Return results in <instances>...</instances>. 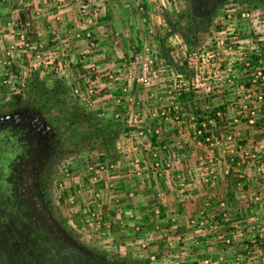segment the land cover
Masks as SVG:
<instances>
[{"label": "rangeland", "instance_id": "1", "mask_svg": "<svg viewBox=\"0 0 264 264\" xmlns=\"http://www.w3.org/2000/svg\"><path fill=\"white\" fill-rule=\"evenodd\" d=\"M135 1L139 5L138 9L127 8L130 10L129 14L133 15V20L137 16L140 19L135 23V30L129 31L133 41H129L128 45H133L125 43L126 48L124 46L122 52L116 48L115 53L111 52L114 53L113 56L102 57L101 64L120 61L123 55L121 59L133 60L135 63L132 67L137 66L139 70V63L146 58V45L156 55L158 38L164 36L169 29L166 17L172 16L175 21L184 12L183 0H170V4L163 8L159 0H155L159 7L151 10V19L143 21L139 7L146 2ZM47 10L48 14H57L56 8ZM242 12H248L249 17L243 18ZM227 14H231V17ZM19 17L18 14V26L15 29L20 27L19 22L23 20ZM62 20L64 21L61 23H55L58 37L46 34L51 39L46 40L44 37V44L48 61L54 62L59 57L66 65L65 71H59L62 74L56 73L55 63L29 61L34 65H31L32 71L23 85L19 84L13 90H8V87L0 89V115L10 114L8 112L11 107L16 106V98L20 103L33 102L31 96L34 93L29 86L33 78L38 83L40 80L47 82V86L53 78H60L66 84V102L70 108L75 106L89 112L97 110V105L91 109L79 104L71 93L72 87L77 82L82 83L83 77H87V72L84 63L77 62V54L64 55V48L73 45L75 41L67 33L68 20ZM78 21L85 24L83 20ZM126 27L124 24L119 28L125 30ZM168 44L174 63H184L188 72L177 76L174 66L164 68L155 56L154 71L144 87L146 91L152 88L154 90L157 82L160 90L155 91L160 104L155 105L162 107L159 110L167 109L168 106L172 108L169 105L171 99L182 107L178 114L180 120L187 123L186 134L183 136L167 122L157 118L152 130L157 128L158 135L148 132L145 137H137L138 126L143 125L137 124L141 120L135 121L134 114L128 113L126 118H132L128 126L122 123L123 129L131 132L126 138L124 134L120 137L118 142L124 146L125 152L116 158L95 136V127H90L85 121L70 122L61 99L55 101L47 100L46 95L37 96L34 102L38 106H45L40 110L42 117L48 125L54 127L61 144L67 150L48 179L46 196L52 213L64 227L71 230L78 242L120 259L134 260L140 255L142 261V258L149 257V264H205V259L209 260L208 264H264V245H259V240L264 236V171L258 170L264 162V85H261L264 79L255 78L254 75L258 69V63L254 60L257 54L264 65V3H228L204 25L203 31L198 33L197 47L190 52L186 51L179 33L172 35ZM256 48L258 52L254 51ZM96 50L101 49L97 46ZM29 56V51L17 52L10 70H5L1 61L0 78L9 72L14 74L22 71ZM249 58L253 64L246 66ZM252 78L257 81L253 82ZM165 89L170 90V93L161 92ZM97 90L103 93L105 88L98 87ZM151 92L148 93V98ZM178 92L181 94L178 95ZM258 95H262L261 100L257 98ZM161 97L169 99V102H160L164 100ZM222 99L225 103L223 109H220L224 115L214 121L210 117V110L221 105ZM196 105L207 110L202 123L204 130L199 135L194 133L196 119H190V116H196L193 111ZM106 113L107 116L102 118L111 119L109 111ZM243 115L251 116L253 123L249 124L252 127L245 128L244 122L240 120ZM82 135L92 147L87 146V141L77 143L81 142L79 137ZM207 137L209 141L206 140ZM160 144H166V150H169L167 154L175 162L173 169L165 174V179L155 177L149 169V150ZM260 144L263 145L262 148L259 147ZM133 148L138 149L139 155ZM252 153L257 155L253 157ZM137 157L143 160L138 165H144L139 177L133 175V170L138 166L135 163ZM118 159L129 163L126 170L115 165L113 169L108 168L99 173L97 181L90 179V164H96L100 160L114 162ZM64 165L70 168L73 180L66 179L63 175L61 170ZM111 173L119 176L110 178ZM174 175L181 176L184 186L179 187ZM110 183L112 184L109 185ZM170 184L177 185V190L171 188ZM98 189L99 198L95 196ZM113 193L116 194L115 199L110 197ZM103 195L109 199H103ZM150 195L151 199H143ZM184 198L189 203L184 204L182 214L181 208L176 204L182 205ZM95 203L100 204L99 211L102 215L111 212L110 217L104 218L110 224L107 231L105 226L96 230L92 219L82 213L83 207L93 208ZM169 204L173 210L179 209L173 219L164 213L170 207ZM155 208L161 211L159 217L153 213ZM201 212H204L207 224H200ZM125 213L128 215L123 218L122 214ZM119 216L122 224L117 218ZM192 219L195 220L194 223L191 222ZM137 227L140 228L139 231ZM144 240L148 242L145 248L141 246ZM168 241H172L173 245H168ZM152 255L155 256L153 260L150 258Z\"/></svg>", "mask_w": 264, "mask_h": 264}, {"label": "flooded vegetation", "instance_id": "2", "mask_svg": "<svg viewBox=\"0 0 264 264\" xmlns=\"http://www.w3.org/2000/svg\"><path fill=\"white\" fill-rule=\"evenodd\" d=\"M183 1V13L206 24L230 2L248 5L262 0ZM8 113L2 121L0 115V127L27 132L28 143L8 166V192L0 195V264H67L68 255L84 251V246L65 232L46 196V177L58 165L63 144L40 111L17 105Z\"/></svg>", "mask_w": 264, "mask_h": 264}, {"label": "crops", "instance_id": "3", "mask_svg": "<svg viewBox=\"0 0 264 264\" xmlns=\"http://www.w3.org/2000/svg\"><path fill=\"white\" fill-rule=\"evenodd\" d=\"M70 1L71 0H0V62L3 59L6 47L17 37V32H15L16 31L15 26H18L17 25L18 22L16 19V16H18V14L20 16L19 18L22 17L23 20H25L26 18H29L30 20L32 19V21L34 20L40 29V34L38 36L29 38V41L33 42L30 45L31 47L34 45V42L36 41H40L42 43L46 42L44 40V37L46 38V40L51 39V38H48L46 34L55 38L56 35L53 34L52 32V31L57 32L55 28V25H56L55 23L57 22L61 23L64 21L62 19H65V20L67 19L69 23V26L67 28H70L76 31H79L81 28L83 30L91 29L93 36L95 38V42H96L95 48H88L87 46L88 42L84 38L77 39V40L76 39L74 40L72 38L71 40H74L75 43L71 45V47H72V52L74 54H79L80 52H87L88 62L94 64L96 68V73L93 74L92 75L93 77L91 78L93 85H95L96 90L98 89V87L105 88V90L102 91L103 93H100V91L97 90L98 97L95 102L97 105L96 107L97 111H99L100 113L102 111L110 112L113 108L116 107V108H119L121 112L124 111V113H122L124 116H127L128 113H131V115L134 114L135 116V113L139 109L142 113V116L139 119L141 121H137L136 123L137 124L141 123L142 125H145L146 120H147L149 124H151V126L154 125L157 122V120L152 119V118H146V117L150 115L151 112L157 111L159 110V108H162L161 106L155 105L157 103L160 104L159 98L157 96L158 93L155 91V90L157 91L160 90L159 87L157 86V82H156V87L154 88V90H152L153 89L152 88L147 91L144 87L147 85L137 84L135 80H132L130 78V76L134 77L138 75L139 70H137V66L129 67L128 69L121 67L122 62L124 61V59H121L123 58L122 57L123 55H121L120 61L116 60V61H111V63L105 62L104 64L103 63L101 64L102 57H104L105 55H109L110 57L113 56L116 48L119 52H122L121 50L124 49V46L126 48V45H128V42L133 41L129 31L130 29H132L133 31L135 30L136 28L135 23L137 24L140 19H139V16H137V19L133 20L132 19L133 15L129 14L130 13L129 9L132 7L138 9L137 6L139 5H136L135 0H127V2L125 0H87L88 2H90V4H92L93 12H92L91 18L89 20L84 21L85 24H83L78 21L79 18L77 14L76 5H74ZM144 2L146 3H144L142 6H144L145 11H143L144 10L143 9L142 13L140 14L142 16V20L147 21L148 19H151L153 16L151 13V10H153V5H149L151 4L149 0L148 1L145 0ZM142 6L139 7V10H141L140 8ZM128 7L129 9H127ZM48 8H56L57 10L55 12L57 14L55 13H54L55 15L53 13L48 14V10H47ZM122 12H123V15L121 14ZM61 14L62 16L64 15L65 17L64 16L61 17ZM120 15H121V18H119ZM48 22H50V24H48ZM124 24L127 25L125 30L120 29L119 27L124 26ZM10 31H13L14 33H10ZM130 45H133V43H130L128 46ZM97 46H99L101 50L97 51L96 50ZM112 51L114 52L113 54L111 53ZM103 65H106V66H103ZM85 68L87 72L86 74L89 79V73H88L89 71L86 66ZM119 73H121L122 76H120L118 80H113L108 77V75L110 74L114 76L116 75L119 76ZM96 75L98 76L97 79L94 78ZM261 85H264V83H262ZM125 86H127V92L123 91V88ZM149 92L154 93L155 97L152 99H149L148 98ZM161 92L167 93L168 90L167 89H165V91L161 90ZM127 97L133 98L136 102H140V104H132V103L129 104L127 102L128 100ZM117 98L124 100V102L118 105H115ZM161 99H164L163 101L160 100V102L162 103L169 102V99L167 98L165 99L161 97ZM220 103L221 104L225 103V100L224 99L220 100ZM133 108H136V109L133 110ZM100 113H98V115H100ZM142 120H144V123L142 122ZM146 125H148V123H146ZM124 131L125 129H123V132ZM123 132H121L120 137L123 135ZM133 149L135 151L138 150L137 148H133ZM167 151L169 150H163L161 152V155L163 157L168 156L169 158L170 156L167 154ZM124 152H125L124 146H121L120 143L117 142L116 149L114 152V154L116 155V158H118V156H121V154H123ZM137 154H138V151H137ZM113 163H115L117 167L119 166L120 168L126 170L125 167H127L128 162H125L123 160L120 161L118 159V160H115ZM109 175H110V178L119 176V174L112 175V173ZM138 182L137 184L139 185ZM112 183H110L109 185H111ZM130 195H132V193H130ZM115 196H116L115 193H113L112 195L110 194L111 199L112 198L115 199ZM105 197H106V200L109 199L108 196L103 195V199ZM147 198L151 199V195L146 196L143 199H147ZM184 199L183 201L185 202H183L182 205L176 204L179 206V208H181L182 214L184 213L183 210H185L184 204L189 203V202H186V199L185 200ZM179 200H182V199H179ZM169 206H168L169 207L168 209L167 208L165 209L166 212L164 211V213H166L168 217L170 216V218L173 219L176 216L175 212L178 211L179 209L173 210L170 204ZM127 215H128L127 213L122 214V217L126 218ZM103 216L104 218L110 217L111 212L109 214L105 213ZM117 218L121 220L120 216ZM119 222L121 224L123 223L122 220ZM151 231L153 230L151 229Z\"/></svg>", "mask_w": 264, "mask_h": 264}, {"label": "built area", "instance_id": "4", "mask_svg": "<svg viewBox=\"0 0 264 264\" xmlns=\"http://www.w3.org/2000/svg\"><path fill=\"white\" fill-rule=\"evenodd\" d=\"M127 2V0H125ZM151 4L149 5H153V8H158L159 6L154 2L155 0H149ZM70 2H72L74 5H76L77 7V14H78V18L80 20H83V21H86V20H89L91 18V15H92V12H93V6L92 4H90V2H88L87 0H71ZM155 3V4H154ZM159 4L163 7H167L168 4H170V0H159ZM161 8V9H162ZM141 10L144 9V6H142L140 8ZM249 13L248 12H242L241 13V16L244 18V17H249ZM227 16L230 18L231 17V14H227ZM21 25L18 29H16L15 32H17V37L15 40H13L5 49V52H4V56H3V59H2V62L4 63L5 65V70H10V68L12 67L13 63H14V59H15V56H16V53L21 51V52H28L29 51V60L28 61H36L38 63H55L54 64V68H55V72L56 73H60L62 74V72H59V71H65V68H66V65L63 64L59 57L54 59V62L52 61H48V57L45 55L46 51H45V44L40 42V41H36L34 42V45L31 47V43L33 42H30L29 41V38L31 37H36L40 34V29L38 27V25L35 23V21L32 19L30 20L29 18H26L25 20H22L19 22ZM67 33L69 34V36L71 38H73L74 40L76 39H86L88 44V48H95L96 47V42H95V38L93 36V33H92V30L91 29H88V30H83L82 28L79 30V31H76V30H72L70 28H67ZM53 34H55L56 36L55 37H58V34L57 32L55 31H52ZM10 33H14L13 31H10ZM231 48V46L229 47ZM253 48V47H252ZM66 54V56H69V55H74L75 54L72 52V47L71 46H66V48H64ZM255 52H258V48H256L254 50ZM144 52L146 54V58L144 60H142L140 63H139V74L136 75V76H130V78L132 80H135V82L139 85H146L149 83V78H150V74L153 70V66L156 62L155 60V56L153 51L151 50V47L149 45H146L145 48H144ZM77 58H78V63H84L86 64L85 66L87 67L88 69V73H89V79L86 77H83L85 79H83V82L80 83V82H77L76 85H74L71 89V93L73 95V97L75 98V100L83 105L84 107H88V108H93L95 107L96 105V99L98 97V93H97V90L95 88V85H93V82L91 80V78L93 77L92 75L96 73V68L94 66V64L92 63H89L88 62V54L87 52H80L79 54L76 55ZM33 58V60H32ZM47 59V60H46ZM57 60V61H56ZM135 62H133V60H129V61H126L124 60L122 62V65L121 67L125 68V69H128L129 67H132V65L134 64ZM34 65V63L32 62H29V63H26V65L23 66V69L22 71H18L15 72L14 74L11 72L7 73V75H5L4 77L0 78V89H3L8 87L7 89L8 90H13L15 89V87L19 84H24L26 82V78L29 76L30 72L32 71L31 69V65ZM253 62L251 61V59L249 58L247 60V62L245 63L246 66H250L252 65ZM125 71V70H124ZM64 73V72H63ZM179 75H182L181 73H178L177 76ZM255 78H261V79H264V65L262 64V60H258V69L257 71L254 73ZM122 76L121 73H119V76H114L112 74L108 75V77L110 79H113V80H118L119 77ZM95 79L98 78V76L96 75L94 77ZM255 78H252V81L255 82L257 81V79ZM231 81V80H230ZM264 81H262L263 83ZM261 83V84H262ZM184 85V83H183ZM123 91L124 92H127V86H125L123 88ZM170 93V90L168 91ZM1 93H3V91H1ZM7 94V93H5ZM3 94V95H5ZM181 93L178 92V95H180ZM155 97V94L154 93H151L149 95V98L152 99ZM257 98L259 100L262 99V95H258ZM127 102L130 104H140V102H136L133 98H129L127 97ZM124 102V100H121V99H116V103L115 105H118L120 103ZM169 105L172 106V108L170 106H168L167 109H160V110H157V111H154V112H151L150 113V116L152 119H160V120H163L165 122H167L171 128L177 130V133L181 136H183V134H185V130L187 129V123L184 121V120H180V116L178 114V110L179 109H182L181 106H178V104L175 103V101L173 99L170 100L169 102ZM106 111H102L100 113V116H107V113L105 114ZM253 113V112H252ZM109 117L113 120H120L121 122L124 123V126H128V123H129V118H126V116H124L122 114V112L120 111L119 108H113L110 112H109ZM216 118L220 119L223 117L224 115V112L222 109H218L216 111ZM141 111L138 109L137 112L135 113V116H134V120L137 121L138 119L141 118ZM251 117V116H249ZM190 119L191 120H194L196 119V116H190ZM151 120V119H150ZM235 121H237V119H235ZM249 122L250 123H253L252 122V119L250 118L249 119ZM126 123V125H125ZM146 123H148V125H146ZM145 125L141 126V125H137L139 128L137 129V132H136V135L137 137H145L147 136V133L148 132H154L153 134H159V130L157 128L153 129L152 130V126L151 124H149L148 121H146ZM204 128L203 127H198L196 126V130L194 133L196 134H201V132H203ZM130 130L128 129H125V131L123 132L125 138L130 135ZM195 138V137H194ZM206 140L209 141V137L206 138ZM259 147H263V145L260 144ZM166 144H163V145H156L154 147H151L150 150H149V153H150V160L151 162L149 163V169L151 170V172L153 173V175H155V177L157 178H161V179H165V174H167L170 170L173 169L174 167V160L171 159V158H168V156L166 157H163L161 155V152L163 150H166ZM248 153V152H246ZM257 154L255 153H252V156L255 157ZM142 163L143 160H141L140 158H136L135 159V163L136 165H138V163ZM135 163H133L135 165ZM115 163L113 162H104L102 160L98 161L96 164H90L88 166V172L89 174L91 175L90 179L92 181H97L98 180V174L99 173H103L105 172V169H113L115 167ZM135 165V166H136ZM144 168V165L142 166H137V169L133 170V175L136 177H139L141 176V170ZM263 170L264 171V162H263V165L259 166L258 167V170ZM62 173L63 175L65 176L66 179H71L73 180L74 179V176L73 174L71 173V170L68 166L64 165L62 167ZM174 179L176 180V182L178 183L179 187L180 186H184V181L181 180V176L180 175H174L173 176ZM208 181V179L206 180ZM170 187L173 188L174 190H177V185L174 186L172 184H170ZM100 190L98 189L97 192H95V196L97 198H99L100 196ZM258 197V196H257ZM256 197V198H257ZM71 203H73V200L70 201ZM99 205L98 203H95L94 207L93 208H88V207H83L82 208V213L85 215V217H89L92 219V225H95V229L96 230H100L103 226H105V229L106 231L110 228V224L106 223V220L104 219V216L102 215V213L99 211ZM153 213L159 217L160 216V209L159 208H155L153 210ZM201 216V220H200V224L201 225H204V224H207V220L205 219V215H204V212H201L200 213ZM204 215V216H203ZM105 221V222H104ZM192 223L195 222L194 219L191 220ZM156 228L158 229V226H156ZM136 229H138V231L140 230L139 227H137ZM156 229V230H157ZM104 234V233H103ZM165 235V234H164ZM227 242L229 243L230 240H227ZM147 241L144 240V242L141 243V246L143 248H145L147 246ZM173 242L172 241H168V245H173L172 244ZM259 245H264V236L262 235L261 239L259 240ZM151 260H153L155 258L154 255L150 256ZM204 263L205 264H208L209 263V260L208 259H205L204 260Z\"/></svg>", "mask_w": 264, "mask_h": 264}, {"label": "trees", "instance_id": "5", "mask_svg": "<svg viewBox=\"0 0 264 264\" xmlns=\"http://www.w3.org/2000/svg\"><path fill=\"white\" fill-rule=\"evenodd\" d=\"M261 4L264 3V0L260 2ZM174 17L167 16L166 19L168 20V31L165 33L164 36L158 38L157 44V52L156 57L158 60L161 61L164 68H170L172 66L175 67L176 72L178 73H187V69L185 64H175L170 52V46L168 44L169 38L172 35H176L179 33L180 37L184 40L185 49L187 52L195 49L198 45V33L203 31L204 25L196 21L192 15L182 13L178 20L172 19ZM183 20V23L181 20ZM185 21V22H184ZM260 56L257 54L255 56V62L258 63ZM29 59L26 62L29 63ZM31 90L33 91L34 95L31 96L33 98V102L24 101V103H20L17 98L15 99V105H29L31 108L40 111L41 106H38L36 102L37 96L39 95H46L47 100H62L63 108L67 111L68 117L70 122L74 123L78 120L85 121L88 123L90 127H95V136L98 137L102 146L109 151L112 155L115 152L117 142L119 141L121 132H123V123L118 120L113 119H105L100 117L98 113L99 111L89 112L79 107L70 108L67 105V87L65 82L60 78H53L52 82L47 86V82L40 80L39 83L36 82L35 78H33L29 84ZM31 95V94H30ZM14 101V100H13ZM35 101V102H34ZM19 102V103H17ZM14 103V102H13ZM46 104V103H44ZM73 107V106H71ZM223 104L214 107L210 110V117L216 121V111L220 108L223 109ZM194 113L196 115V123L198 127H202V123L204 121V115L207 110L203 106L196 105L194 107ZM1 114V109H0ZM250 117L247 115L241 116V119L246 127H252L249 124ZM9 126L0 127V195L8 192V183L6 182V177L9 171V165L11 162H14L16 157L23 151L25 144L28 143V138H26L25 132H18V131H10ZM79 141L77 143H84L88 139L86 137L83 138V135L79 137ZM88 143V144H87ZM87 146L90 148L92 147L91 143L87 141ZM67 152L66 147L62 145L61 147V155L57 160V164H59L65 153ZM46 178H49L47 176ZM61 224V223H60ZM63 226V225H62ZM65 232L69 233L70 235L74 236V234L68 228L63 226ZM77 240V239H76ZM78 241V240H77ZM82 244L81 242H79ZM83 245V244H82ZM84 246V247H83ZM81 248L84 251H73L74 253L69 254L66 258L67 264H149V257L142 258L143 261L140 259L141 256L137 255V258L134 260L128 259H120L118 256H114L112 254H107L102 251L92 249L86 245H83ZM66 264V263H64Z\"/></svg>", "mask_w": 264, "mask_h": 264}, {"label": "water", "instance_id": "6", "mask_svg": "<svg viewBox=\"0 0 264 264\" xmlns=\"http://www.w3.org/2000/svg\"><path fill=\"white\" fill-rule=\"evenodd\" d=\"M9 115H10V114H9ZM9 115H7V116H9ZM7 116H6V115H2V116H1V118H2L1 121H2L5 117H7Z\"/></svg>", "mask_w": 264, "mask_h": 264}]
</instances>
